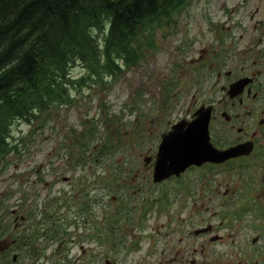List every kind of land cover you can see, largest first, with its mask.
Returning <instances> with one entry per match:
<instances>
[{
  "label": "rangeland",
  "instance_id": "obj_1",
  "mask_svg": "<svg viewBox=\"0 0 264 264\" xmlns=\"http://www.w3.org/2000/svg\"><path fill=\"white\" fill-rule=\"evenodd\" d=\"M262 20L264 0H190L185 9L165 19L162 24L150 26L152 33L141 41L143 59L137 56L128 66L116 62L115 65L121 63V72L107 83L86 85L79 90L72 88L73 102L53 112L47 124L40 120L38 123L43 125L24 121L15 125L14 136L9 143L19 152L9 153L0 164V225L11 229L12 235L23 232L20 229L41 236L57 232L58 243H62V253H52V249L46 252L52 254L48 263L33 260L28 264H88L97 250L93 241L94 227L106 223L104 228L108 232L107 225L111 228L116 223L109 216L106 220L98 217L101 212L96 201L112 196L119 199L118 203L121 197L128 202L142 198L133 192L135 189L132 192L123 189L121 194L114 189L111 194L101 195V188L105 186L111 190L112 187L124 186V183H119L130 175L129 169L135 165L140 167L146 162L144 159L156 153L159 129L169 117L178 116L176 111L186 107L195 94L194 90L182 94L179 89H169L166 80L175 75L178 67L181 68L178 74H185L186 66L204 49L221 53L225 48L224 54L235 57L242 49L250 47L258 49V57L262 60L255 68L252 64L249 67L240 64V68L249 72L261 70L264 77V40L260 46V35L256 32V29H261ZM72 73L78 80L86 70L79 64ZM207 171L211 169L205 167L201 174ZM71 178L80 184L74 187L69 181ZM222 181L223 188L228 184V188L235 189L231 179ZM218 182L221 181L213 180V184ZM74 188L87 199L89 213L88 223L82 222L80 226L85 230L78 233L69 221L61 220V214L55 218L41 215V209L50 201H62L66 209H72L75 206L72 198ZM235 197H241L240 190ZM133 206L128 204L131 211ZM17 212L23 217L18 221L16 234L13 227ZM205 215L208 216L207 213ZM205 215L203 219H206ZM152 216L157 217L156 211ZM202 223L205 224V220ZM83 233L89 239L84 243V253L78 242ZM13 238L15 236L7 235L0 241L12 242L6 247L9 249L16 243L10 241ZM72 238L78 246L71 252ZM202 242L205 243L204 239ZM148 248V242L143 241L139 251L133 252L134 256H129L128 260H121V264L132 261V258L138 259L136 264H141L139 257L142 256L139 254ZM213 248L220 252L219 264L226 258L229 248L222 249L218 245ZM162 250L163 247L158 246L156 254ZM170 254L166 250L167 259ZM206 255H202V261ZM184 256H190L189 249L182 252L180 258ZM125 257V254L120 256L122 259ZM26 263L23 260L19 264ZM0 264H4L2 259Z\"/></svg>",
  "mask_w": 264,
  "mask_h": 264
},
{
  "label": "flooded vegetation",
  "instance_id": "obj_2",
  "mask_svg": "<svg viewBox=\"0 0 264 264\" xmlns=\"http://www.w3.org/2000/svg\"><path fill=\"white\" fill-rule=\"evenodd\" d=\"M256 32L262 46L264 20ZM140 48L144 52L142 46ZM222 50L218 53L204 49L186 66L185 74L179 75L181 68L178 67L175 73L178 77L172 75L166 80L169 89H179L182 94L194 90L196 95L186 107H179L180 110L176 111L178 116L169 117L159 129L156 153L144 159L146 162L140 167L135 165L129 169L130 175L119 183H124V186L112 187L111 190L105 186L101 188V195L111 194L114 189L120 194L123 189L129 192L135 189L133 192L142 198L128 202L121 197L118 203L119 199L112 196L96 201L101 212L98 217L106 220L109 216L116 223L111 228L107 225L108 232L104 228L106 223L94 225L93 241L97 250L88 264H93V261L94 264H121V260H128L129 256H134L133 252L139 251L143 241L148 242L149 248L139 254L142 256L139 257L141 264H178L179 261L182 264H218L220 252L213 248L214 245L229 248L226 258L219 264H264V77L261 70L249 72L240 68V64L247 67L252 64L255 68L262 58L258 57V49L254 47L242 49L235 57L224 54L225 48ZM206 113L210 115L212 148L220 152L239 148L238 152L242 153L228 159L220 156L215 161H202L190 165L180 176L172 175L162 182H154L163 135L169 142L179 137L182 140L190 125ZM173 159L176 161L175 156ZM205 167L211 171L202 175L201 170ZM228 178L235 184V189L228 188V184L223 188L222 180ZM215 179L221 182L213 184ZM69 181L74 187L80 184L73 178ZM239 190L241 197H235ZM72 193L75 202L72 209H66L62 201L54 203L49 200L41 209V215L55 218L61 214V220L69 221L78 233L85 230L80 227L82 222L88 223V205L82 193L75 188ZM128 204L134 205L132 211ZM52 206L55 209H51ZM121 210L125 212L121 213ZM153 211H156V218L152 216ZM16 215L13 230L17 234L18 221L23 216L19 212ZM204 215L206 219H203ZM20 231L23 232L12 235L11 229L0 225V240L11 235L15 238L10 241H16L9 249L0 251V260L4 264H19L23 260L27 261L26 264L33 260L48 263L52 260L51 252L62 253L57 232L41 236L30 234L27 229ZM80 238L78 242L84 253V243L89 239L84 233ZM70 241L72 252L78 245L75 239ZM158 246L163 250L156 254ZM50 249V254H46ZM186 249H189L190 256L180 258ZM166 250L171 252L169 259L166 258ZM124 254L126 257L120 258ZM137 261L132 258L123 264H136Z\"/></svg>",
  "mask_w": 264,
  "mask_h": 264
},
{
  "label": "trees",
  "instance_id": "obj_3",
  "mask_svg": "<svg viewBox=\"0 0 264 264\" xmlns=\"http://www.w3.org/2000/svg\"><path fill=\"white\" fill-rule=\"evenodd\" d=\"M189 1L0 0V164L19 152L9 143L16 124H47L73 102L72 88L107 83L121 63L143 59L150 26ZM79 64L86 74L75 80Z\"/></svg>",
  "mask_w": 264,
  "mask_h": 264
},
{
  "label": "water",
  "instance_id": "obj_4",
  "mask_svg": "<svg viewBox=\"0 0 264 264\" xmlns=\"http://www.w3.org/2000/svg\"><path fill=\"white\" fill-rule=\"evenodd\" d=\"M209 122L210 115L201 114L190 125L182 140H179V137L169 142V139L165 135L163 136L154 169V182H162L172 175L180 176L190 165L202 161H215L220 156L228 159L242 153L238 152L239 148L223 152L213 149L210 144ZM174 156L176 161L175 158L173 159ZM10 243L12 242L0 241V251H4Z\"/></svg>",
  "mask_w": 264,
  "mask_h": 264
}]
</instances>
